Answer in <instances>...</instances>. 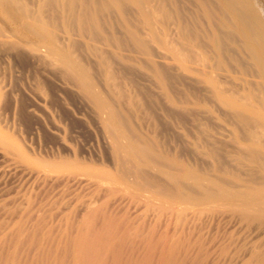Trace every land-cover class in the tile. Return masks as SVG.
I'll return each instance as SVG.
<instances>
[{
	"label": "bare ground",
	"instance_id": "1",
	"mask_svg": "<svg viewBox=\"0 0 264 264\" xmlns=\"http://www.w3.org/2000/svg\"><path fill=\"white\" fill-rule=\"evenodd\" d=\"M50 84L103 158L0 127V264H264V0H0V104L59 140Z\"/></svg>",
	"mask_w": 264,
	"mask_h": 264
},
{
	"label": "rangeland",
	"instance_id": "2",
	"mask_svg": "<svg viewBox=\"0 0 264 264\" xmlns=\"http://www.w3.org/2000/svg\"><path fill=\"white\" fill-rule=\"evenodd\" d=\"M15 69L19 71V78L15 79V84H19L22 81L24 84L27 82L31 83V78L26 75V70L24 71L23 68L19 67H15ZM70 93L72 94L73 92L65 91L50 84L45 95L46 103H43L42 106L36 104L37 108L44 107L46 113H49L52 122L54 121L59 126L61 130L59 140H56L57 138L52 134H46L44 128L37 123V118L41 115L38 110L35 111L32 117L25 107L23 109L15 108L10 101L0 104V127L36 156L47 157L57 153L64 154V148H69L84 157L91 156L101 159L103 155L100 144L94 139L93 134L84 127L89 121L84 120L89 119L88 111L86 108L85 110L82 109V104H79L80 101L77 100L79 97L74 93L70 95ZM0 178L5 183L6 190L4 193L7 191V196H12L16 192L17 184L27 181L24 173L15 166L9 157L3 156H0Z\"/></svg>",
	"mask_w": 264,
	"mask_h": 264
}]
</instances>
